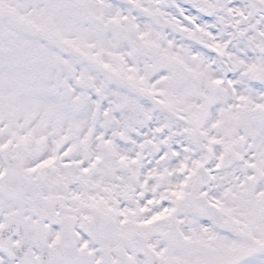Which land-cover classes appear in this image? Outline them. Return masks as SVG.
<instances>
[{
  "label": "snow or ice",
  "instance_id": "6c2138e0",
  "mask_svg": "<svg viewBox=\"0 0 264 264\" xmlns=\"http://www.w3.org/2000/svg\"><path fill=\"white\" fill-rule=\"evenodd\" d=\"M0 264H264V0H0Z\"/></svg>",
  "mask_w": 264,
  "mask_h": 264
}]
</instances>
